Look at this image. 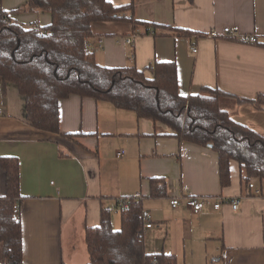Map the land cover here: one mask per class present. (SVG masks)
<instances>
[{
  "label": "crops",
  "instance_id": "obj_1",
  "mask_svg": "<svg viewBox=\"0 0 264 264\" xmlns=\"http://www.w3.org/2000/svg\"><path fill=\"white\" fill-rule=\"evenodd\" d=\"M107 1L115 7L132 3L124 14L131 23L94 28L89 43L98 65L135 67L150 78L149 66L174 63L182 96L218 90L230 96L220 105L231 120L264 137V109L250 103L264 98V0ZM25 3L0 0V7L20 25L50 23L48 13L20 11ZM134 22L185 30L190 36L140 34L143 28L134 31ZM225 27H237L258 43L207 36ZM132 33L139 34L128 45L124 38ZM24 105L16 86L0 80V158L19 162L22 264H88L85 230L99 226L101 210L112 208L116 199L137 193L154 225L143 231L147 254L165 253L177 264H264V179L245 184L244 171L231 160L230 184L221 187L211 148L179 142L166 126L109 103L78 96L61 101L60 135L30 126ZM152 179L164 182L163 196H150ZM184 188L188 195L225 202L219 210L206 207L198 215L184 203L171 208L170 201ZM5 192L0 168V198ZM234 199L240 202L236 212L228 204ZM111 225L117 228L112 219Z\"/></svg>",
  "mask_w": 264,
  "mask_h": 264
},
{
  "label": "trees",
  "instance_id": "obj_2",
  "mask_svg": "<svg viewBox=\"0 0 264 264\" xmlns=\"http://www.w3.org/2000/svg\"><path fill=\"white\" fill-rule=\"evenodd\" d=\"M131 9L132 3L115 7L107 0H26L20 11L45 12L51 21L46 26H25L11 22L10 13L0 7V80L15 85L23 96L29 125L60 135V102L72 96L93 99L160 123L179 142L211 148L218 157L221 187L230 184L231 160L244 171L245 184L250 178L264 179V137L231 120L220 105L222 98L230 96L208 88L198 95L182 96L174 63H154L147 68L151 75L147 78L135 67H102L92 52H86L84 43L92 49L89 38L97 25L131 23L124 16ZM133 28H143L140 34L168 31L190 36L185 30L141 22H134ZM250 103L264 109L262 97ZM0 168L6 175V192L0 198V264H22L19 162L15 157H1ZM150 187L151 197L165 194L160 179H152ZM132 197H124L130 199L119 212L118 230L112 228L107 209L101 210L99 226L85 230L88 264H177L171 255L144 251L141 200Z\"/></svg>",
  "mask_w": 264,
  "mask_h": 264
},
{
  "label": "built area",
  "instance_id": "obj_3",
  "mask_svg": "<svg viewBox=\"0 0 264 264\" xmlns=\"http://www.w3.org/2000/svg\"><path fill=\"white\" fill-rule=\"evenodd\" d=\"M138 34V33H137ZM136 33H132L131 36L125 37L124 41L126 44L130 45L132 44V41L137 37ZM211 39H217L218 36H223L224 38H235L239 43L241 44H249V45H256L258 43L257 38L252 35H243L239 32V29L237 27H225L222 29L220 33L217 32H210L207 35ZM102 45V39L100 38L98 40V47ZM84 48L87 53L91 52V47L84 43ZM193 53H196V48L192 49ZM124 152L117 153V157L123 156ZM259 193V192H257ZM183 195L176 197L170 201V206L173 209H176L179 205L182 203L185 204L186 208L193 214L198 215L200 212H202L203 209L206 207H211L213 210H219L223 203L225 202L222 198H210V197H196L192 195H188L187 189L184 188ZM130 198H118L115 201V204L112 208L108 209L110 212H116L119 213L121 210H125L128 206V201ZM135 201L142 200L141 194L137 193L133 195L132 197ZM227 203V202H226ZM230 205V208L232 211L236 212L239 209L240 202L237 199L231 200V202L228 203ZM140 219L143 224V228L145 230L151 229L153 225V221L151 218V215L149 212L142 210L140 213ZM155 262V258H154Z\"/></svg>",
  "mask_w": 264,
  "mask_h": 264
},
{
  "label": "rangeland",
  "instance_id": "obj_4",
  "mask_svg": "<svg viewBox=\"0 0 264 264\" xmlns=\"http://www.w3.org/2000/svg\"><path fill=\"white\" fill-rule=\"evenodd\" d=\"M13 14H15V13H13ZM224 104H225V106H227L226 102ZM115 214H116V212H111V219H112V222L114 223V225L116 224L117 228L115 230H117L120 228V217H119V215L115 216Z\"/></svg>",
  "mask_w": 264,
  "mask_h": 264
}]
</instances>
